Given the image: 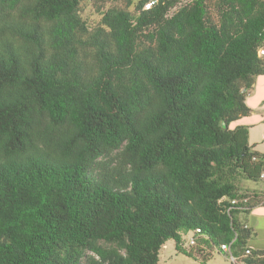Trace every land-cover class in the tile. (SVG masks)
<instances>
[{
  "label": "trees",
  "instance_id": "obj_1",
  "mask_svg": "<svg viewBox=\"0 0 264 264\" xmlns=\"http://www.w3.org/2000/svg\"><path fill=\"white\" fill-rule=\"evenodd\" d=\"M92 1L95 26L82 0H0V264H159L169 240L264 264L240 184L264 155L232 127L264 0Z\"/></svg>",
  "mask_w": 264,
  "mask_h": 264
},
{
  "label": "crops",
  "instance_id": "obj_2",
  "mask_svg": "<svg viewBox=\"0 0 264 264\" xmlns=\"http://www.w3.org/2000/svg\"><path fill=\"white\" fill-rule=\"evenodd\" d=\"M246 103L250 113L234 121L232 127L237 125L248 127L250 146L254 151L264 155V72L256 77L253 87L246 96ZM240 184L246 191L259 196V201L245 216V223L254 231L248 246L264 252V182L260 177L256 181L242 179Z\"/></svg>",
  "mask_w": 264,
  "mask_h": 264
},
{
  "label": "rangeland",
  "instance_id": "obj_3",
  "mask_svg": "<svg viewBox=\"0 0 264 264\" xmlns=\"http://www.w3.org/2000/svg\"><path fill=\"white\" fill-rule=\"evenodd\" d=\"M113 4L112 2L106 3V7ZM83 11L82 16L87 20V22L95 26L101 15L96 11V7L92 0H82ZM193 232H188L184 235L186 240V246L188 247V242L192 237ZM159 264H233L230 259L223 253L217 251L212 252L209 259L203 262L194 257H190L184 253H180L175 248V243L173 240H169L166 245L160 251V261Z\"/></svg>",
  "mask_w": 264,
  "mask_h": 264
},
{
  "label": "built area",
  "instance_id": "obj_4",
  "mask_svg": "<svg viewBox=\"0 0 264 264\" xmlns=\"http://www.w3.org/2000/svg\"><path fill=\"white\" fill-rule=\"evenodd\" d=\"M154 1H155V0H152V1L148 2V3L146 4V7L149 8V7L152 5V3H154ZM258 55H259L260 57H264V47H260V48H259V50H258ZM263 72H264V71H263ZM243 91H244V92H248L249 90H248V88H243ZM260 177H261V179H262L263 182H264V171L261 173V176H260ZM243 201H246V199H243ZM237 202H238L237 199H233V200H232V203H237ZM188 244H189V245H193V244H195L194 233H192V237L190 238ZM231 245H232V242H224V243H222V244L220 245L219 251H221V252H223V253H226V254L228 255L230 261H231L232 263H238L239 258H238L237 256L233 255V253H232V246H231ZM251 250H252V249H251L250 247H248L247 250H246V252H245V255L250 254V253H251Z\"/></svg>",
  "mask_w": 264,
  "mask_h": 264
}]
</instances>
